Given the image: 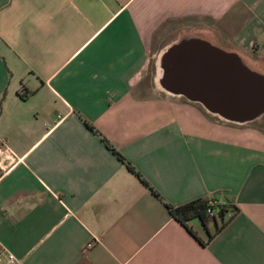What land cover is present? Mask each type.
Segmentation results:
<instances>
[{
    "label": "crops",
    "instance_id": "obj_1",
    "mask_svg": "<svg viewBox=\"0 0 264 264\" xmlns=\"http://www.w3.org/2000/svg\"><path fill=\"white\" fill-rule=\"evenodd\" d=\"M179 21L247 66L264 56V0H0V250L14 264H264V132L142 92ZM198 198L237 212L190 219L192 235L165 204Z\"/></svg>",
    "mask_w": 264,
    "mask_h": 264
},
{
    "label": "water",
    "instance_id": "obj_2",
    "mask_svg": "<svg viewBox=\"0 0 264 264\" xmlns=\"http://www.w3.org/2000/svg\"><path fill=\"white\" fill-rule=\"evenodd\" d=\"M165 92L201 102L226 121L246 124L264 115V74L237 53L197 36L180 38L161 54Z\"/></svg>",
    "mask_w": 264,
    "mask_h": 264
},
{
    "label": "trees",
    "instance_id": "obj_3",
    "mask_svg": "<svg viewBox=\"0 0 264 264\" xmlns=\"http://www.w3.org/2000/svg\"><path fill=\"white\" fill-rule=\"evenodd\" d=\"M28 92L26 90H24L21 93V97L25 98L27 97ZM89 129L93 130V128L91 126H88ZM94 131V130H93ZM95 133L98 134V136H100L101 141L109 148L111 149L117 156V158L119 160H121L123 163H125V165L127 166V168L131 171V173H133L142 183L143 185L146 186V188H148L151 193H153L155 196H159V194L157 192H155L146 182V180L138 173L136 172L133 168L132 165L130 164L129 161L125 160V158L123 156H121L119 153H117V151L106 141V139H104L102 137V135L95 131ZM165 206L167 207L168 211L170 212V215L177 221L179 222L181 225H183L184 227H186L188 229V231L193 235V233L191 232V228L188 225V221L190 219H199L202 224H206V222H210V221H216V220H220L221 225H224V216H226V214L230 211L232 214L237 212V208L233 205H229V204H214L211 209L214 211L213 215H209L207 213V209L210 208L208 206V200L204 199V198H198L196 200H190L180 206H172V205H168L165 204Z\"/></svg>",
    "mask_w": 264,
    "mask_h": 264
},
{
    "label": "rangeland",
    "instance_id": "obj_4",
    "mask_svg": "<svg viewBox=\"0 0 264 264\" xmlns=\"http://www.w3.org/2000/svg\"><path fill=\"white\" fill-rule=\"evenodd\" d=\"M195 25H189L186 23L182 22H177L175 24H172L168 27L167 33L169 34L168 39H172L173 37H176L178 39L186 37V36H192L193 31L195 29L193 28ZM196 33V32H195ZM217 48H220L222 50H227V45H216ZM161 53H157L154 57H151L148 60V65H147V73L144 75L143 79V85L144 88L142 89L144 93H161V91H164L163 88L160 86L158 79L162 75V69L159 65V60L161 59ZM258 59L257 63H248L250 67L253 69H257L258 71H261L264 73V56H257ZM255 58V59H256ZM250 127L256 128L259 131L264 132V115L259 118L257 121L255 120L254 122H251L249 124Z\"/></svg>",
    "mask_w": 264,
    "mask_h": 264
},
{
    "label": "built area",
    "instance_id": "obj_5",
    "mask_svg": "<svg viewBox=\"0 0 264 264\" xmlns=\"http://www.w3.org/2000/svg\"><path fill=\"white\" fill-rule=\"evenodd\" d=\"M214 201H208V206L210 208L207 209V213L209 215H213L214 211L211 209V207L214 205ZM93 242L87 243L85 248H89L92 245ZM0 256H4L6 258V261L8 264H14L16 263L18 260L14 257L13 254L9 253V252H5L4 250H0Z\"/></svg>",
    "mask_w": 264,
    "mask_h": 264
}]
</instances>
